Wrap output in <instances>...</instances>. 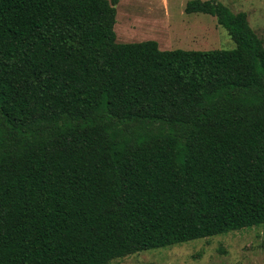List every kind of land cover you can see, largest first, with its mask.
<instances>
[{
    "label": "trees",
    "instance_id": "1",
    "mask_svg": "<svg viewBox=\"0 0 264 264\" xmlns=\"http://www.w3.org/2000/svg\"><path fill=\"white\" fill-rule=\"evenodd\" d=\"M119 0H0V264H111L264 223V42H118Z\"/></svg>",
    "mask_w": 264,
    "mask_h": 264
},
{
    "label": "rangeland",
    "instance_id": "2",
    "mask_svg": "<svg viewBox=\"0 0 264 264\" xmlns=\"http://www.w3.org/2000/svg\"><path fill=\"white\" fill-rule=\"evenodd\" d=\"M189 0H119L118 42L156 40L161 49H231L235 42L216 16L187 12ZM243 11L264 42V0H215ZM111 264H264V223L166 248L136 252Z\"/></svg>",
    "mask_w": 264,
    "mask_h": 264
}]
</instances>
